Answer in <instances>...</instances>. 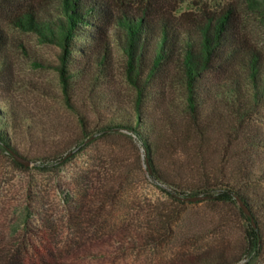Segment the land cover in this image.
<instances>
[{"label":"trees","instance_id":"obj_1","mask_svg":"<svg viewBox=\"0 0 264 264\" xmlns=\"http://www.w3.org/2000/svg\"><path fill=\"white\" fill-rule=\"evenodd\" d=\"M9 2L8 29L0 26V86L12 75L13 33L35 34L60 49L58 61L44 66L55 69L63 101L79 128L68 148L30 156L15 140L21 135L20 116L13 109L2 115L0 109V147L15 165L57 171L97 138L123 136L137 148L136 137L145 149L149 177L176 202L161 218L162 232L172 228L185 201L208 199L221 209L235 207L245 222L243 256L252 264L264 248V193L252 188L264 181V132L252 124L264 113V56L242 32L236 5L218 8V3L194 1L183 9V0ZM244 3L264 16V0ZM116 70L130 95L114 86ZM24 127L29 137L37 133L33 124ZM65 190L68 203L75 191ZM107 194L98 192L99 200L107 201ZM145 232L111 230L80 247L78 258L114 259L160 239L156 232ZM59 255L49 236L38 234L28 250L13 251L5 264H74ZM187 264L218 260L190 256Z\"/></svg>","mask_w":264,"mask_h":264},{"label":"rangeland","instance_id":"obj_2","mask_svg":"<svg viewBox=\"0 0 264 264\" xmlns=\"http://www.w3.org/2000/svg\"><path fill=\"white\" fill-rule=\"evenodd\" d=\"M194 1L218 3V8L236 5L242 32L264 56V16L258 11L249 9L244 0H183L182 8L193 7ZM12 8L9 0H0L3 28L8 29ZM13 35L17 47L12 52V75L0 86L2 115L13 109L21 117V135L15 140L30 156L61 146L66 149L79 132L77 120L63 101L55 69L44 66L58 61L60 49L41 43L35 34L15 31ZM120 72L116 70L114 86L130 95ZM27 123L37 127L33 137L25 134ZM252 124L264 132V113ZM135 140L137 148L123 136L97 138L57 171L20 169L0 147V264L13 251L23 254L38 234L48 235L59 256L74 264H187L190 256H210L218 264L250 261L243 256L245 222L235 207L221 209L208 199L185 201L179 204V218L172 228L162 232L161 218L176 202L149 177L143 146ZM67 187L75 191L68 203L63 201ZM252 188L264 193V181ZM101 190L110 192V200H99ZM119 228L156 232L160 239L114 259L78 258L80 247ZM252 264H264V248Z\"/></svg>","mask_w":264,"mask_h":264},{"label":"water","instance_id":"obj_3","mask_svg":"<svg viewBox=\"0 0 264 264\" xmlns=\"http://www.w3.org/2000/svg\"><path fill=\"white\" fill-rule=\"evenodd\" d=\"M144 152H145V149L143 148Z\"/></svg>","mask_w":264,"mask_h":264}]
</instances>
